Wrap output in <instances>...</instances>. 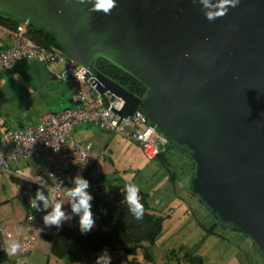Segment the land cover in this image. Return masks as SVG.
<instances>
[{
    "label": "water",
    "instance_id": "1",
    "mask_svg": "<svg viewBox=\"0 0 264 264\" xmlns=\"http://www.w3.org/2000/svg\"><path fill=\"white\" fill-rule=\"evenodd\" d=\"M116 3L105 15L77 0H0V15L54 33L94 91L123 102L109 109L117 126L140 111L155 133L186 150L193 194L264 257V0H239L213 21L193 0ZM100 60L144 95L102 75Z\"/></svg>",
    "mask_w": 264,
    "mask_h": 264
},
{
    "label": "rangeland",
    "instance_id": "2",
    "mask_svg": "<svg viewBox=\"0 0 264 264\" xmlns=\"http://www.w3.org/2000/svg\"><path fill=\"white\" fill-rule=\"evenodd\" d=\"M62 59L69 61L66 54ZM50 72L44 64L23 61L2 75L0 125L5 124L11 129L18 125L35 126L45 114L60 112L71 105L68 99L60 98L59 90L63 84L53 79ZM128 132L127 129L123 136L113 135L87 125L77 126L73 132L74 141L95 153L87 166L94 167L93 191L102 189L105 194L109 185L124 188L125 178L132 176V182L148 194L153 214L166 218L162 233L152 247L144 243L145 249H140L134 259L125 257L120 250L109 253L111 264H188L189 254L200 257L202 264H264V257L248 237L222 224L193 194L191 177L195 166L186 151L167 144L159 158L148 161L138 145L126 138ZM36 170L37 166L33 164L20 162L11 166L10 173H0V225L10 229L13 235L10 240L17 241L14 232L27 228L24 219L32 196L27 190L30 186L23 180L33 179ZM92 192L89 193L92 195ZM64 196L61 200L63 210L72 219L63 224L80 231L79 217L71 213L70 202ZM95 229L96 223L91 231ZM8 242L5 241V248ZM0 249L3 246L0 245ZM145 250L149 257L145 256ZM100 255H86L78 250L58 260L50 255L46 241L41 240L28 262L21 260L18 263L92 264L95 256L97 260ZM16 257L18 255H13L12 262Z\"/></svg>",
    "mask_w": 264,
    "mask_h": 264
},
{
    "label": "built area",
    "instance_id": "3",
    "mask_svg": "<svg viewBox=\"0 0 264 264\" xmlns=\"http://www.w3.org/2000/svg\"><path fill=\"white\" fill-rule=\"evenodd\" d=\"M28 27L26 23H19L14 29L0 25V32L8 39V45L0 48V77L23 61L44 64L49 71L55 64L63 62L61 51L35 45L27 36ZM85 73L82 66L68 61L57 78L72 85V106L44 115L35 126L9 129L0 136V173H10L11 166L20 162H41L43 172L39 178L43 179V186L37 179L28 191L31 193L33 188H41L46 195L50 194V204L61 202L67 189L73 185L71 173L82 177L89 164L91 149L73 140L77 126H94L121 136L128 129L126 138L138 145L148 161L156 159L168 144L154 132L140 111L131 121L123 120L117 126L119 117L109 109L120 111L123 102L109 96L100 97L83 76ZM41 208V211H36L30 207V202L27 203L24 219L27 235L20 245L15 264L21 260L28 262L38 243L55 233L56 226L46 227L43 222V216L51 211V207L43 209L41 204ZM31 216L34 219H30Z\"/></svg>",
    "mask_w": 264,
    "mask_h": 264
},
{
    "label": "trees",
    "instance_id": "4",
    "mask_svg": "<svg viewBox=\"0 0 264 264\" xmlns=\"http://www.w3.org/2000/svg\"><path fill=\"white\" fill-rule=\"evenodd\" d=\"M19 23L10 17L0 15V25L5 28L14 29ZM27 36L38 47L46 50H59L65 54L57 42L56 35L52 32L30 24ZM96 69L134 96L142 97L144 95L145 88L142 85L109 63L100 60L96 64ZM24 127L23 125H18V128ZM9 129L11 128L5 124H1L0 136ZM168 145L175 146L170 143ZM82 178L89 181L90 187L87 191L92 192V187H94L96 180L87 177V169H85ZM36 191V188H33L31 191L33 198ZM102 192V189L92 192L93 211L96 218V229L94 231L82 234L80 231H74L67 225L62 224L60 228L55 229L53 236L43 238L50 246L49 253L52 257L61 260L78 250L84 252L86 255L102 254L105 250L109 254L120 250L125 257L134 259L140 249H145L143 247L144 243L149 244L150 247L155 244L162 233L163 222L166 218L153 214V210L148 203L147 193L140 190L141 203L144 205L145 210L143 218L137 220L130 213L129 206L124 199V188L109 185L107 186V192L105 194ZM106 197H109L110 200H107ZM214 217L217 218L216 216ZM228 226L237 231L234 227ZM145 253V256L149 257V253L146 250ZM189 256L191 260L188 264H202L200 257H194L190 254ZM0 264L15 263L10 260L4 250H0ZM92 264H97L96 256Z\"/></svg>",
    "mask_w": 264,
    "mask_h": 264
},
{
    "label": "clouds",
    "instance_id": "5",
    "mask_svg": "<svg viewBox=\"0 0 264 264\" xmlns=\"http://www.w3.org/2000/svg\"><path fill=\"white\" fill-rule=\"evenodd\" d=\"M77 2L80 4L89 3L91 4L89 8L90 12H103L105 15H110L113 9L117 7L116 0H77ZM197 2L209 9L203 12L208 21L224 17L229 7H236L239 4V0H193V3ZM60 11L58 10V12ZM185 55L187 56V53ZM37 179L40 180L41 186H43V179ZM125 179L124 199L129 206L130 213L135 219L140 220L143 218L145 210L144 205L141 203L140 188L132 182V176H128ZM72 183L74 186L67 189L65 195L70 202L71 213L79 217V230L84 234L95 227V218L91 204L93 196L87 191L90 187L88 180L81 176H76ZM41 204L43 205V209L51 207V211L43 216V222L46 227L56 226V228H60L64 221L72 219V216L65 213L63 204L60 201L50 204V194L46 195L41 188H38L34 198L30 200V207L36 211H41ZM30 219H34V217L31 216ZM19 250V242L9 240L6 249L7 254L15 255ZM97 264H111V257L106 250L97 258Z\"/></svg>",
    "mask_w": 264,
    "mask_h": 264
},
{
    "label": "crops",
    "instance_id": "6",
    "mask_svg": "<svg viewBox=\"0 0 264 264\" xmlns=\"http://www.w3.org/2000/svg\"><path fill=\"white\" fill-rule=\"evenodd\" d=\"M3 33V32H2ZM1 33V35H0V48H4V47H6L7 45H8V39H7V37H6V35L3 33L2 34ZM67 64H68V62H66V61H63V62H60V63H57V64H55V66L53 67V69H52V72H50L51 73V77L53 78V79H57L58 80V76L61 74V72L63 71V69L67 66ZM54 70H57V72L56 73H58V74H54L53 73V71ZM58 81H60V80H58ZM60 83L61 84H63V86H61L60 87V90H59V96H60V98H62V100H66V99H68V101H70L71 102V105L69 106V107H71L72 106V98H73V87H72V85L71 84H69V83H66V82H63V81H60ZM69 107H64L61 111H63V110H65V109H67V108H69ZM60 111V112H61ZM48 114V113H47ZM46 115V114H45ZM18 128V127H17ZM76 130V129H75ZM75 130H74V132H75ZM74 140V139H73ZM75 143H77L76 141H74ZM77 144H80V145H83V144H81V143H77ZM94 155H95V153L93 152V150H92V152H91V158H94ZM33 164V166L35 165V166H37V170H36V172L34 173V175H35V177L33 178V179H31V178H26V180H23V182H24V184H27V186H31V185H33L34 184V182L37 180V178H38V176H40L41 175V173L43 172V165L41 164L40 165V163L38 162V161H33V162H30V163H27V165H32ZM15 168V167H14ZM19 168V166H16V169H18ZM91 166L90 167H88V168H86L87 169V177H92V170H93V168L94 167H92L91 169ZM19 170V169H18ZM77 175L74 173V172H72L71 173V177L74 179L75 177H76ZM74 186V184L71 186V187H73ZM70 187V188H71ZM28 190V189H27ZM29 192V191H28ZM65 197V196H64ZM61 203H62V201H61ZM92 207H93V204H92ZM93 213H94V211H93ZM94 218H95V216H94ZM95 223H96V218H95ZM63 224V223H62ZM26 228L23 230V231H19V230H16L15 232H14V234L16 235V237H17V242H19V244L21 245V243L24 241V239L26 238ZM81 232V231H80ZM5 237V239H4V237ZM13 237V235H12V233L10 232V229L7 227V226H1L0 225V245L1 246H3V249H0V250H4L5 252H6V249H7V247L5 248V241L6 240H10L11 238ZM46 244H47V248H48V250H49V244L46 242ZM7 253V252H6ZM8 255V254H7ZM16 255H18V253L16 254ZM8 257L10 258V260L12 261L13 260V255H8ZM15 259H17V257L15 258ZM16 261V260H15ZM15 261H13V263H15Z\"/></svg>",
    "mask_w": 264,
    "mask_h": 264
}]
</instances>
